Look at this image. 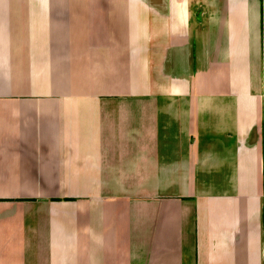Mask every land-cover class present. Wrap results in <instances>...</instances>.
Here are the masks:
<instances>
[{"label": "crops", "instance_id": "0c3cea01", "mask_svg": "<svg viewBox=\"0 0 264 264\" xmlns=\"http://www.w3.org/2000/svg\"><path fill=\"white\" fill-rule=\"evenodd\" d=\"M0 264H264V0H0Z\"/></svg>", "mask_w": 264, "mask_h": 264}]
</instances>
